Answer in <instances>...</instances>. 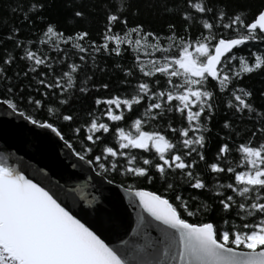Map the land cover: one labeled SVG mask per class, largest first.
Listing matches in <instances>:
<instances>
[{
    "label": "snow or ice",
    "instance_id": "6c2138e0",
    "mask_svg": "<svg viewBox=\"0 0 264 264\" xmlns=\"http://www.w3.org/2000/svg\"><path fill=\"white\" fill-rule=\"evenodd\" d=\"M44 7L43 0L21 6L26 24L43 25L29 36L15 26L0 35L11 45L0 47V83L7 85L0 106L51 133L73 168L95 173L98 192L121 200L114 190L122 187L137 211L127 238L110 246L101 234L112 225L105 201L88 199L94 216L81 222L88 211L63 185L33 182L0 158V264H264V108L242 86L264 74V5L251 12L229 10L222 0H181L180 31L169 23L157 33L130 25L126 8L110 3L98 39L83 30L66 34L42 15ZM101 59L113 60L118 89L93 84L88 70L106 71ZM17 64L23 68L13 76L29 80L26 96L8 74ZM101 89L88 119L77 124L64 111L78 93ZM21 105L62 121L80 150L51 119ZM222 110L228 131L209 156V123ZM234 119L255 121L246 137ZM157 182L165 195L139 186ZM213 212L219 223L207 219Z\"/></svg>",
    "mask_w": 264,
    "mask_h": 264
},
{
    "label": "trees",
    "instance_id": "16d2710c",
    "mask_svg": "<svg viewBox=\"0 0 264 264\" xmlns=\"http://www.w3.org/2000/svg\"><path fill=\"white\" fill-rule=\"evenodd\" d=\"M45 7L42 15L47 18L49 22L54 23L58 29L63 30L66 34L74 31H87L90 34L91 39H98L97 33L103 30L105 10L109 4H116L126 8V14L130 25L136 23L141 24L145 30H151L153 32L162 33L167 31V25L172 23L176 26L177 32L180 31L181 21L176 15V10L181 4V0H43ZM31 3V0H0V35L7 33L13 26L20 29V37H27L32 31L42 27L43 25L39 21H35L32 25H28L23 20V13L21 12V6L26 8ZM222 3L227 4L229 10H245L255 12L262 5L264 0H222ZM165 5L172 9L171 12L165 10ZM81 11L84 13L82 18H75L73 13L75 11ZM135 12V15L132 13ZM117 28L120 26L117 25ZM11 47L10 44L5 45L3 41H0V47ZM128 56L123 58L122 63H126ZM101 67L106 68V71H99L89 69L88 74L92 75L94 71L93 84L99 85L102 83L109 84V91L116 90L120 87L118 81L120 74L114 70L113 60L108 59L105 64L104 59L99 61ZM23 65L17 64L9 70V75L22 70ZM13 87L19 85L23 87L25 91L21 95L26 96L28 94L29 80L23 76L19 79L13 76ZM243 87H246L253 93V102L257 109L264 108V97L260 96V92L264 91V74H254L251 78L246 79L243 82ZM7 87L6 84L0 83V92ZM33 87H35L33 85ZM92 87V84L89 85ZM36 95L35 92L32 93ZM105 94L104 90L100 92L92 91L87 95L77 94L70 100L69 105L64 108L66 113L74 115L76 123L79 124L82 121L88 119L89 111L92 109L93 98L97 95ZM51 99V97H50ZM50 107H55V104H49ZM21 110H25L26 114L31 113L37 119H51L54 124H57L62 131V134L68 139L74 146V148L80 150V141L77 140L70 132L67 125L62 121L58 122L54 117H48L46 109L42 110L39 114L33 112L30 106L21 105ZM225 119H228L227 114L222 110L218 112L210 121L209 127L210 133L208 136V146L206 147V153L211 156L216 150L218 143V137L225 134L226 129H223L222 125ZM255 121L249 122L247 119L233 121V129L240 133V137L244 138L249 134V130L253 128ZM86 143V142H85ZM123 177H115V181L119 184V181ZM131 180L125 181V186L131 183ZM140 187L158 192V194L165 195L163 189L160 187L159 182L155 184H141ZM209 200L212 199L211 193L205 194ZM171 202V201H170ZM189 221L199 220L200 217L187 218ZM207 219L215 220L218 223L221 221V217L213 212Z\"/></svg>",
    "mask_w": 264,
    "mask_h": 264
},
{
    "label": "water",
    "instance_id": "95a60500",
    "mask_svg": "<svg viewBox=\"0 0 264 264\" xmlns=\"http://www.w3.org/2000/svg\"><path fill=\"white\" fill-rule=\"evenodd\" d=\"M5 112L6 108L0 106V158L5 159L9 166L16 167L26 178H32L33 182L40 180L47 183L50 180L52 184L63 185L65 192L80 202L79 207L88 211V217L81 218V222L94 216L91 211L94 204L89 205L88 199L95 196L97 200L105 201L103 206L112 217V225L101 233L102 237L110 246L119 244L120 238H127L125 233H130L137 209L129 206L122 187L114 190L120 193L121 200H115L114 193L98 192L96 186L99 181L95 173L87 168L82 172L73 168L70 160L65 158L68 150L62 143L58 145L53 142L50 139L51 133L35 128L22 118ZM72 173L76 175L70 178ZM144 215L147 218V214ZM86 226H89L88 223ZM151 231L155 234L154 229Z\"/></svg>",
    "mask_w": 264,
    "mask_h": 264
}]
</instances>
